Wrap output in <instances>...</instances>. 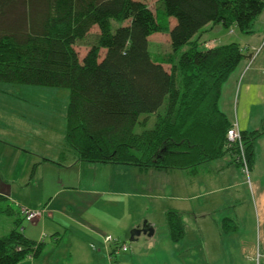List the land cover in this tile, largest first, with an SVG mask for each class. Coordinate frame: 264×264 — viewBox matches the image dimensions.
<instances>
[{
	"label": "trees",
	"instance_id": "16d2710c",
	"mask_svg": "<svg viewBox=\"0 0 264 264\" xmlns=\"http://www.w3.org/2000/svg\"><path fill=\"white\" fill-rule=\"evenodd\" d=\"M159 4L153 12L137 0H0V82L69 90L64 140L78 161L194 171L229 153L240 167L237 151L226 147L232 124L218 101L246 55L235 42L205 49L194 37L207 25L251 33L264 0ZM169 18L175 20L171 28ZM111 21L122 25L112 30ZM93 26L98 33L80 59L75 47ZM160 32L167 33L177 61L152 59L148 37ZM160 109L163 116L150 129L134 132L141 114ZM263 132H241L249 169L254 141ZM21 220L0 236V264L37 259L42 252L43 240L26 238ZM165 220L170 240H181L178 212L167 211ZM230 222L224 219L222 232L235 229Z\"/></svg>",
	"mask_w": 264,
	"mask_h": 264
},
{
	"label": "crops",
	"instance_id": "0c3cea01",
	"mask_svg": "<svg viewBox=\"0 0 264 264\" xmlns=\"http://www.w3.org/2000/svg\"><path fill=\"white\" fill-rule=\"evenodd\" d=\"M257 22L264 27V17L259 15L254 23ZM254 23L251 33H241L235 38L242 43L240 46L237 42L240 47L253 49L263 43L264 28L260 30ZM209 27L211 31L219 28L207 25L204 30ZM229 34L233 35L227 32ZM196 39L202 48V44L206 45L205 49L225 44L218 38L208 37L207 33ZM244 55L228 83L222 86L223 97L220 96L218 106L231 124L236 123L241 132L249 133L264 128V45L249 68L248 54ZM12 116L13 113L8 117L0 115V236L9 234L16 220L24 219L20 214V206H23L29 210H44L41 217L25 220L28 223L21 232L33 241H40L41 234L50 238L48 244L42 242L45 248H50L51 256H58L56 264H254L255 254L264 253V132L254 141L244 214L237 209L243 194L237 190L235 182L224 188L213 181L206 188L197 181L199 172L173 171L181 169H154L157 170L154 186L121 193L144 201L143 205L156 201L155 210L145 206L138 211L137 207L128 208L122 203L115 206L111 199L101 201L94 197L109 195L108 192L81 189L82 173L73 180L62 171L75 166L82 168L85 163L76 160L64 136L60 149L49 153L52 128L35 127L25 119L14 122ZM229 156L233 160V156ZM215 160L217 163L210 172L216 177L230 170L227 164L232 160L230 163L220 158ZM231 188L238 193V200L233 197L235 205L223 194ZM199 198L204 201L195 208L193 202ZM231 208L233 212L227 214ZM169 210L177 211L184 225V236L178 242H172L168 235L165 215ZM233 215L240 225L222 232V220ZM143 219L152 227L153 235L141 234L135 242H128L130 231L141 227ZM249 225L250 232L247 231ZM239 230L242 232L237 233ZM105 236H111L112 242H105Z\"/></svg>",
	"mask_w": 264,
	"mask_h": 264
},
{
	"label": "rangeland",
	"instance_id": "374dc122",
	"mask_svg": "<svg viewBox=\"0 0 264 264\" xmlns=\"http://www.w3.org/2000/svg\"><path fill=\"white\" fill-rule=\"evenodd\" d=\"M146 4L148 8H150L153 12L156 10H161V5L159 4V0H137ZM261 17H264V8L261 12ZM169 28L174 26L175 20L173 18H169L167 20ZM124 25L126 23H123ZM111 28L112 30L121 26L122 24L116 23L111 21ZM255 27H258L260 30H263V26L257 22ZM218 30L215 29L211 31V27L206 28L205 30L198 32L194 39L198 38L199 35L202 33H207L208 37L218 38L221 43H230V42H239L236 41L235 38H238L241 35L235 28H231L229 31L223 28L222 26L218 25ZM227 32L233 33V35H227ZM98 33L97 26H93L92 29L89 31L88 36L84 39V41L80 42L78 46L75 47L76 52L81 59L85 53L87 52L88 45L92 42V37ZM204 48L206 47L205 44H202ZM239 45L242 46V43L239 42ZM239 46V47H240ZM260 46V45H259ZM252 47L244 46L240 47V51L245 54H249L247 56L248 62L251 58V53L253 51L250 50ZM257 48V47H256ZM262 49V48H261ZM187 50V46L182 48V51ZM148 51L155 60L166 59L167 56H172L173 61H177L179 54H174L171 50L169 44V37L166 32L154 33L153 35L148 37ZM261 51V50H260ZM99 59L104 55V51L99 52ZM247 62V63H248ZM252 63V62H251ZM163 67L169 71V66L164 64ZM250 67V66H249ZM248 67V68H249ZM228 83V82H226ZM225 85H223L224 87ZM222 90V89H221ZM226 95H229L226 92ZM223 97V92L222 96ZM69 99V90L67 88H58L52 86H43V85H26V84H11V83H4L0 82V115L2 117L11 116L13 113L12 121H23L26 120L27 124L33 125L35 127L41 128H52L51 130V143L49 147V153H56L57 150L60 149L63 142L64 136V127H65V113ZM163 109L159 110L157 114H141L138 119V123H136L134 127V132L140 133L144 129H150L153 123L159 118L163 116ZM146 121V123H142ZM9 124V120H7ZM46 145V143H44ZM59 152V151H58ZM221 160H228V163L231 162V158L229 153L224 155L220 158ZM213 162H206L202 165L197 166L194 169L195 174H198V178L201 183H203L206 188H209V185L213 181H218L222 187L229 186L232 183L237 184V190L243 194V199L241 201V206H237L244 214L247 208V195L249 192V182L251 180L250 171L248 177L241 172V168L231 164H227V168L230 170H226L223 175L220 177H216L213 171L210 172L212 165H216ZM81 169V170H79ZM78 170V171H77ZM63 173L69 175V177L76 180L78 177V173H82V182H81V189L87 190L88 188H93L98 191L108 192L109 195H101L97 194L94 197L100 198L101 201L106 199H111L113 202L112 204L118 206L120 203L125 204L126 207L131 208H138L140 211L141 208L148 206V208H152L155 210L154 203L156 201L152 200L148 202V205H143L144 201L135 199L132 197L125 196L121 193H133L139 190H143L145 186H154L155 183V175L157 170L154 169H147V170H139L135 166L129 165H115V164H88L82 163V168L79 166H75L74 168H69L67 170H62ZM176 171L175 173H184L182 170H173ZM206 171V172H204ZM197 172V173H196ZM194 174V175H195ZM52 176V174H51ZM205 176V178H204ZM202 177V178H201ZM202 179V180H201ZM207 179V180H206ZM72 180V179H71ZM90 183H94L90 186ZM77 184V183H76ZM213 188V187H211ZM226 199H231L232 204L235 205V199L238 200V193L234 192L231 188L230 190H225L223 193ZM234 197V198H233ZM213 196H210L212 199ZM203 199H197L193 202L195 208L200 205ZM238 202V201H236ZM150 206V207H149ZM17 209V208H16ZM133 210V209H132ZM233 212V208H231L227 214ZM157 215V214H156ZM231 219V220H230ZM21 220V218H20ZM227 220H230V226L236 224L240 225V221L235 219L234 215L233 218L229 217ZM145 220H142V223ZM224 220H222L223 222ZM24 219L21 220L20 229L26 225ZM241 227V226H240ZM19 229V230H20ZM251 226L247 228V231L250 232ZM242 230H239L237 233H241ZM235 233V232H233ZM42 236V234H41ZM109 237L112 242L111 236H105L104 238ZM41 239V238H40ZM41 240H44L45 245L50 242V238L44 237ZM114 240V239H113ZM108 244V243H107ZM45 245L42 249L40 256L37 259L31 258L25 259L23 262L27 263L28 261H37L38 264H56L58 260V256H51L50 255V248H45ZM50 247V246H49ZM45 248V249H44ZM260 256L258 260L254 259V264H264V253L259 252ZM254 257V255H253Z\"/></svg>",
	"mask_w": 264,
	"mask_h": 264
},
{
	"label": "built area",
	"instance_id": "2783aa9c",
	"mask_svg": "<svg viewBox=\"0 0 264 264\" xmlns=\"http://www.w3.org/2000/svg\"><path fill=\"white\" fill-rule=\"evenodd\" d=\"M263 45H264V41L257 48H253V51L251 53V58H250L251 62L253 61L255 56L259 53V51L261 50ZM251 62L247 63V67H249L251 65ZM226 147L227 148H234L237 151L236 159L240 163L241 171L244 175H246V177H248L250 169H249V166H248L247 161H246L245 148H244L243 142H242L241 131L237 127L236 123H233L231 125V127L226 132ZM43 213H44V210H42V209H40V210L39 209L38 210H29L23 206H20V214L23 216V218L26 221H32L34 219H37V218L41 217L43 215ZM43 237L44 236L42 235L41 239ZM110 240L111 239L109 237L105 238V242H109ZM122 249H125L124 245L122 246ZM259 256H260V253L257 252L255 254V259L258 260Z\"/></svg>",
	"mask_w": 264,
	"mask_h": 264
},
{
	"label": "water",
	"instance_id": "95a60500",
	"mask_svg": "<svg viewBox=\"0 0 264 264\" xmlns=\"http://www.w3.org/2000/svg\"><path fill=\"white\" fill-rule=\"evenodd\" d=\"M141 234L151 237L153 235L152 227L144 222L141 227H137L130 231L128 242H135Z\"/></svg>",
	"mask_w": 264,
	"mask_h": 264
}]
</instances>
